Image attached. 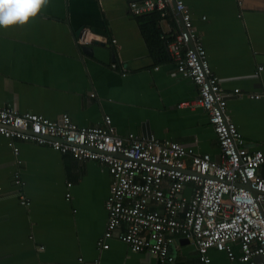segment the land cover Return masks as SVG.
I'll return each instance as SVG.
<instances>
[{"label": "crops", "instance_id": "1", "mask_svg": "<svg viewBox=\"0 0 264 264\" xmlns=\"http://www.w3.org/2000/svg\"><path fill=\"white\" fill-rule=\"evenodd\" d=\"M129 1L48 0L28 23L0 27V106L51 120L67 113L79 127L109 116L118 135L168 139L217 159L208 114L192 105L198 88L166 50L181 27L177 14L151 25L131 13ZM182 1L228 95L227 114L245 146L264 151V0ZM14 143L22 185L14 182L16 157L0 134V264H204L182 237L171 246L172 262L133 252L115 236L105 240L108 248L97 246L108 216L107 165L48 144ZM234 248V259L209 249L211 264H241Z\"/></svg>", "mask_w": 264, "mask_h": 264}, {"label": "built area", "instance_id": "2", "mask_svg": "<svg viewBox=\"0 0 264 264\" xmlns=\"http://www.w3.org/2000/svg\"><path fill=\"white\" fill-rule=\"evenodd\" d=\"M128 8L133 15L154 10L163 17L180 13L183 28L166 40V50L178 73L198 88L192 105L207 112L219 157L196 153L168 139L118 135L109 116L101 124L79 127L67 113L51 120L0 106V134L16 157L15 184H23L15 140L48 144L80 161L100 160L108 167L111 185L106 226L97 246L108 248L105 240L115 236L133 252L172 262L171 246L182 237L204 264H211V248L234 259L235 245L241 264H264V174L260 172L264 151L248 149L227 114L228 95L210 68L189 8L182 0H132ZM248 97L260 95L248 93ZM20 198L21 204H29L23 195Z\"/></svg>", "mask_w": 264, "mask_h": 264}, {"label": "clouds", "instance_id": "3", "mask_svg": "<svg viewBox=\"0 0 264 264\" xmlns=\"http://www.w3.org/2000/svg\"><path fill=\"white\" fill-rule=\"evenodd\" d=\"M47 3L48 0H0V27L28 23Z\"/></svg>", "mask_w": 264, "mask_h": 264}, {"label": "trees", "instance_id": "4", "mask_svg": "<svg viewBox=\"0 0 264 264\" xmlns=\"http://www.w3.org/2000/svg\"><path fill=\"white\" fill-rule=\"evenodd\" d=\"M137 17L141 21L148 20L149 24L155 25V26L157 25V22L159 20H161L162 18H164L163 16H161V13H160L159 10H154V11H151V12H148V13H145V14H142V15H138ZM165 17L166 18H169V15H166ZM170 21H172V20H170Z\"/></svg>", "mask_w": 264, "mask_h": 264}, {"label": "water", "instance_id": "5", "mask_svg": "<svg viewBox=\"0 0 264 264\" xmlns=\"http://www.w3.org/2000/svg\"><path fill=\"white\" fill-rule=\"evenodd\" d=\"M176 14H177V17L179 19L180 25L183 28V24H182V21H181V15H180V13L178 11H176ZM78 33H79V31H76V34H78ZM80 48H81L82 53L88 54L90 56L93 55V48H92V46L85 45V44H81L80 45Z\"/></svg>", "mask_w": 264, "mask_h": 264}, {"label": "bare ground", "instance_id": "6", "mask_svg": "<svg viewBox=\"0 0 264 264\" xmlns=\"http://www.w3.org/2000/svg\"><path fill=\"white\" fill-rule=\"evenodd\" d=\"M114 69H116V68H114Z\"/></svg>", "mask_w": 264, "mask_h": 264}]
</instances>
